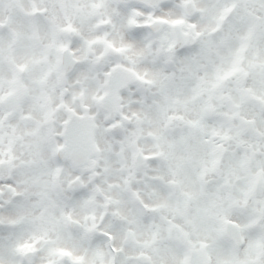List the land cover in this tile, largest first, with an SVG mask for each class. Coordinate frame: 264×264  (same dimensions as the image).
Returning <instances> with one entry per match:
<instances>
[{"label":"clouds","instance_id":"1","mask_svg":"<svg viewBox=\"0 0 264 264\" xmlns=\"http://www.w3.org/2000/svg\"><path fill=\"white\" fill-rule=\"evenodd\" d=\"M0 264H264V0H0Z\"/></svg>","mask_w":264,"mask_h":264}]
</instances>
